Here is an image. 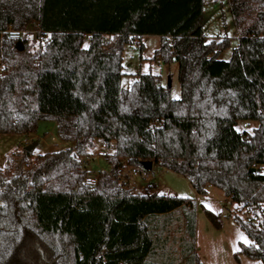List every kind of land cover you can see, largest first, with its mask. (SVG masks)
Wrapping results in <instances>:
<instances>
[{
	"label": "trees",
	"instance_id": "1",
	"mask_svg": "<svg viewBox=\"0 0 264 264\" xmlns=\"http://www.w3.org/2000/svg\"><path fill=\"white\" fill-rule=\"evenodd\" d=\"M206 0H0V32L31 23L42 42L0 40V134H31L54 120L72 147L22 151L0 169V264H201L195 253V202L132 192L121 169L158 164L184 176L198 196L216 188L247 207L253 223L234 216L250 239L240 253L264 264V0H228L241 27L206 41ZM157 35L151 59L177 63L180 97L152 71L121 87L122 52ZM256 123L236 129L238 123ZM101 140L110 171L94 185L80 163ZM255 168L250 171V168ZM182 210V211H179ZM207 215L214 225L216 217ZM178 223L179 255L169 232Z\"/></svg>",
	"mask_w": 264,
	"mask_h": 264
},
{
	"label": "rangeland",
	"instance_id": "2",
	"mask_svg": "<svg viewBox=\"0 0 264 264\" xmlns=\"http://www.w3.org/2000/svg\"><path fill=\"white\" fill-rule=\"evenodd\" d=\"M260 14L252 10L245 16L244 23L239 28L250 24L255 17ZM202 28L206 41L220 40L223 37L229 38V46L220 54V59L228 60L232 48L238 42V27L234 24L230 13L228 0H206L203 7ZM143 44L140 50L138 44L126 45L122 52L123 76L121 77V87L128 89L137 78V73L148 72L160 74L164 85L170 84L171 96L174 99L180 97V86L177 78V63L174 61L165 63L151 59L155 49L160 44V37L157 35H144L141 37ZM256 123H250L245 128L251 130ZM236 129L243 128L238 123ZM38 140L34 147L29 162L32 163L39 153L51 152L72 147L71 142L62 141L57 133V125L54 120H42L37 124L36 131L31 134H0V169H4L9 159L13 160L16 169L22 168L20 162L23 158V149L26 145ZM101 140H95L94 146L89 149L86 156L80 160L88 159L86 167L87 178L95 180L100 171L109 172L110 164L106 160V154L112 153V148L102 147ZM124 167L120 172V179L132 192L146 193L150 188L154 193L164 196H175L188 198L195 202V253L201 264H261L260 260L250 259L240 253L239 244H248L250 239L243 230L235 223L234 216L244 219L246 215L253 217L247 207H241L231 202L224 196L222 191L211 188L207 195L201 196L200 201H196V195L189 181L182 175L166 170L158 164H151L148 176L149 180H143L141 172L144 168L138 169L137 175L130 173V168L123 161ZM182 211V210H179ZM206 211L211 212L216 217L214 225ZM171 248L176 255H179V243L182 237L181 228L178 223H174L169 232ZM247 241V242H245Z\"/></svg>",
	"mask_w": 264,
	"mask_h": 264
},
{
	"label": "built area",
	"instance_id": "3",
	"mask_svg": "<svg viewBox=\"0 0 264 264\" xmlns=\"http://www.w3.org/2000/svg\"><path fill=\"white\" fill-rule=\"evenodd\" d=\"M4 33V35H6V37H8L9 39H14V40H21V39H28L30 41H34V42H42L44 41L47 37L48 34L47 32L43 31L39 25L37 23H31L29 26L23 28V29H15L11 26H9L6 30H4L3 32H0V40H1V35ZM0 51H1V46H0ZM159 64V62H158ZM242 128L245 129L247 128L246 123H242L241 124ZM102 147L106 148V145L103 143ZM81 159V157H80ZM81 166L86 169L87 165H88V159L85 160H80ZM126 164V162H125ZM127 165V164H126ZM130 173L132 175H137L138 169L135 167H131L130 168ZM149 170H145L143 169V171L141 172L142 178L144 181H148L149 180V176H148ZM97 179H93L90 180L86 177L85 182L87 184L90 185H94L96 183ZM244 220L248 223H253V219L246 215L244 217Z\"/></svg>",
	"mask_w": 264,
	"mask_h": 264
},
{
	"label": "water",
	"instance_id": "4",
	"mask_svg": "<svg viewBox=\"0 0 264 264\" xmlns=\"http://www.w3.org/2000/svg\"><path fill=\"white\" fill-rule=\"evenodd\" d=\"M15 48H16L17 50H19V51H22V50H23V43H22L21 40L16 41V43H15ZM167 87H170V84H169V83L167 84ZM37 143H38V140H36V141H34V142H32V143L26 145V146L24 147V150H25L26 152L31 153V152L33 151L34 147L37 145ZM151 166H152L151 163H146V164H144L143 168H144L145 170H150V169H151ZM249 170H250V171H254L255 168L252 167V168H250Z\"/></svg>",
	"mask_w": 264,
	"mask_h": 264
},
{
	"label": "crops",
	"instance_id": "5",
	"mask_svg": "<svg viewBox=\"0 0 264 264\" xmlns=\"http://www.w3.org/2000/svg\"><path fill=\"white\" fill-rule=\"evenodd\" d=\"M239 28V27H238ZM239 35H240V28L238 29V38H239ZM159 65V64H158ZM160 75V74H159ZM162 80V79H161ZM211 188H213V187H209L208 188V190L209 189H211ZM137 192V191H136ZM139 193H141V192H139ZM146 193H149V194H151V193H154L153 192V190L150 188L149 190H147V192ZM143 194H145V193H143ZM195 195H196V201H200L201 199H202V197L201 196H198L196 193H194ZM194 237H195V234H194ZM194 245H195V243H194Z\"/></svg>",
	"mask_w": 264,
	"mask_h": 264
},
{
	"label": "snow or ice",
	"instance_id": "6",
	"mask_svg": "<svg viewBox=\"0 0 264 264\" xmlns=\"http://www.w3.org/2000/svg\"><path fill=\"white\" fill-rule=\"evenodd\" d=\"M245 242H247V241H245Z\"/></svg>",
	"mask_w": 264,
	"mask_h": 264
}]
</instances>
